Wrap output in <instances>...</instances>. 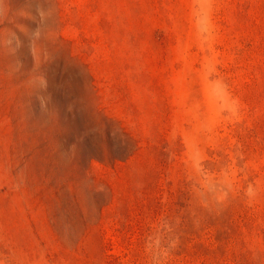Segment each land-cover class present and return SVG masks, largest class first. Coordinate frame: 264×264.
I'll return each mask as SVG.
<instances>
[{
  "label": "rangeland",
  "instance_id": "1",
  "mask_svg": "<svg viewBox=\"0 0 264 264\" xmlns=\"http://www.w3.org/2000/svg\"><path fill=\"white\" fill-rule=\"evenodd\" d=\"M0 264H264V0H0Z\"/></svg>",
  "mask_w": 264,
  "mask_h": 264
}]
</instances>
